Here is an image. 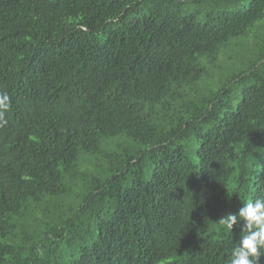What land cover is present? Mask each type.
Returning a JSON list of instances; mask_svg holds the SVG:
<instances>
[{
  "label": "trees",
  "instance_id": "16d2710c",
  "mask_svg": "<svg viewBox=\"0 0 264 264\" xmlns=\"http://www.w3.org/2000/svg\"><path fill=\"white\" fill-rule=\"evenodd\" d=\"M262 20L264 0H0V264H229L219 219L264 197Z\"/></svg>",
  "mask_w": 264,
  "mask_h": 264
},
{
  "label": "clouds",
  "instance_id": "9594fccd",
  "mask_svg": "<svg viewBox=\"0 0 264 264\" xmlns=\"http://www.w3.org/2000/svg\"><path fill=\"white\" fill-rule=\"evenodd\" d=\"M10 107L7 94H0V121ZM224 231L234 226L242 233L238 242L230 250L229 264H260L264 255V197L248 200L236 212H229L219 219Z\"/></svg>",
  "mask_w": 264,
  "mask_h": 264
},
{
  "label": "rangeland",
  "instance_id": "374dc122",
  "mask_svg": "<svg viewBox=\"0 0 264 264\" xmlns=\"http://www.w3.org/2000/svg\"><path fill=\"white\" fill-rule=\"evenodd\" d=\"M258 26H264V20H262V21H260V22H258L252 29H251V31L250 32H252V36H253V34H254V30L256 29V28H258Z\"/></svg>",
  "mask_w": 264,
  "mask_h": 264
}]
</instances>
